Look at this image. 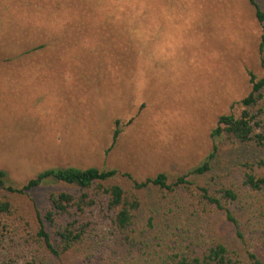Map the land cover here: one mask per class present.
<instances>
[{
    "label": "rangeland",
    "instance_id": "1",
    "mask_svg": "<svg viewBox=\"0 0 264 264\" xmlns=\"http://www.w3.org/2000/svg\"><path fill=\"white\" fill-rule=\"evenodd\" d=\"M261 35L248 0H0V170L14 186L69 167L174 182L216 146L197 183L237 184L255 152L211 134L243 111L250 73L264 78ZM65 189L48 183L22 207ZM255 244L244 257L264 262Z\"/></svg>",
    "mask_w": 264,
    "mask_h": 264
},
{
    "label": "trees",
    "instance_id": "2",
    "mask_svg": "<svg viewBox=\"0 0 264 264\" xmlns=\"http://www.w3.org/2000/svg\"><path fill=\"white\" fill-rule=\"evenodd\" d=\"M248 1L262 26L264 69V8ZM250 83L241 114L221 116L211 134L255 152L254 161L240 166L237 184L197 183L211 171L216 146L174 182L165 173L139 182L115 170L69 167L14 186L0 170V264H47L67 255L79 264H264L247 249L251 263L243 254L251 242L264 252V78L250 73ZM48 183L66 189L51 191L42 208L32 199L22 207L24 197ZM220 218L233 235L218 230Z\"/></svg>",
    "mask_w": 264,
    "mask_h": 264
}]
</instances>
